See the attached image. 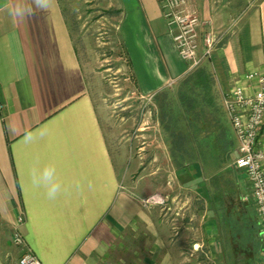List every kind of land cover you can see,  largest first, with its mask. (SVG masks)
<instances>
[{"label": "crops", "instance_id": "0c3cea01", "mask_svg": "<svg viewBox=\"0 0 264 264\" xmlns=\"http://www.w3.org/2000/svg\"><path fill=\"white\" fill-rule=\"evenodd\" d=\"M16 2L0 0V244L8 242L22 215L24 242L42 264H100L117 250L136 257L141 250L136 232L149 221L152 247L158 252L165 242V264H264L262 249L254 261L249 243L243 249L237 242V248L222 246L215 210L204 208L221 187L212 174L181 180L178 192L173 191L176 182L167 179L163 191L159 172L172 167L175 173L176 165L169 162L167 146L160 161L164 143L157 135L138 147L132 165L134 172L150 170L155 181L146 195L156 202L140 201L123 185L125 158L113 156L60 0L24 20L8 13ZM117 2L118 35L135 86L141 96H154L188 73L163 15L164 0ZM185 3L202 22L209 21L201 25L202 32L209 25L221 35L204 61L219 98L246 72L264 75V0ZM38 129L42 139L23 142L25 130ZM49 163L68 188L55 201L29 180L33 166ZM185 165L190 175L202 173L199 165Z\"/></svg>", "mask_w": 264, "mask_h": 264}, {"label": "rangeland", "instance_id": "374dc122", "mask_svg": "<svg viewBox=\"0 0 264 264\" xmlns=\"http://www.w3.org/2000/svg\"><path fill=\"white\" fill-rule=\"evenodd\" d=\"M60 2L64 8V15L80 64L92 95L98 104L113 156L119 155V158H125L123 168L126 171V178L122 181L123 185L128 186L127 189L136 194L140 201L144 198L147 199L152 196L146 194L152 191L151 186L155 180L151 179L150 170L132 171L138 147L142 144L146 147L147 143L151 142V136L157 135L159 142L164 143V146L160 148L159 159L161 161L167 155L166 146L169 151L173 144L170 135L159 123V111L154 96H141L135 86L132 70L118 35L117 26L120 18V13L117 10L118 2L117 0H60ZM178 81L173 84L174 86L166 89L173 93ZM215 98L230 129L234 144L232 156L235 157L237 154L235 134L222 98L217 95ZM178 123L183 125L182 121ZM170 154L172 158L169 155V162L173 160L176 165L174 156L171 152ZM118 157L116 163L119 166ZM120 162L122 163L121 160ZM232 163L231 161L227 164L222 175L216 178L217 184L221 186L218 191L215 190V192L211 189L214 196L218 197H215L214 202H207L204 208L209 212L211 207L215 210V214L213 213L215 227L218 230L222 246L226 250L227 247L228 249L237 248V242L238 249H243L249 243L252 247L251 252L255 255L254 261H256V258L260 257L262 249L261 228L255 207L252 200L249 199V186L245 174L236 170ZM195 165L198 166V162ZM211 168H204L201 174L197 171L190 175L185 168L176 169L175 166V173H173V168L170 167V172H159L158 181L163 183L162 187L165 191L166 180L173 179L176 182L173 191L178 192L180 190L178 182L180 183L181 180L192 181L194 178L198 179L200 175L209 177L212 174ZM227 181L229 182L227 183ZM187 191L190 189L188 188ZM192 194L195 193L192 192ZM136 233V244L141 249L136 257L133 253L117 250L113 252L112 258L109 257L100 264H165L162 260V257L165 256V242H160L158 252L155 250L156 246L152 247L150 222L148 221V226L141 224ZM0 245H3L5 249L0 252V264H14L19 257V249L12 241V233L8 237V242H2ZM152 250L155 251L151 253ZM123 256H126L127 259H124ZM142 256H146L148 259L144 261Z\"/></svg>", "mask_w": 264, "mask_h": 264}, {"label": "built area", "instance_id": "2783aa9c", "mask_svg": "<svg viewBox=\"0 0 264 264\" xmlns=\"http://www.w3.org/2000/svg\"><path fill=\"white\" fill-rule=\"evenodd\" d=\"M164 18L172 34L180 58L187 62V71L210 58L221 35L209 25L201 31L202 22L185 0H164ZM223 105L237 140L234 167L245 174L249 199L255 207L262 234L264 258V75L260 71L246 72L222 96ZM146 203L156 202L155 196ZM22 215L12 229V241L19 249L17 264H42L25 244L19 226Z\"/></svg>", "mask_w": 264, "mask_h": 264}, {"label": "trees", "instance_id": "16d2710c", "mask_svg": "<svg viewBox=\"0 0 264 264\" xmlns=\"http://www.w3.org/2000/svg\"><path fill=\"white\" fill-rule=\"evenodd\" d=\"M215 97L214 77L204 62L183 76L173 93L164 89L154 95L159 123L172 140L176 167L198 162L203 169L212 167L213 179L234 159L230 129Z\"/></svg>", "mask_w": 264, "mask_h": 264}, {"label": "clouds", "instance_id": "9594fccd", "mask_svg": "<svg viewBox=\"0 0 264 264\" xmlns=\"http://www.w3.org/2000/svg\"><path fill=\"white\" fill-rule=\"evenodd\" d=\"M52 4V0H17L15 5L8 8L9 15L18 20H24L37 11H46ZM44 133L38 130H25L22 140L26 144L37 142L43 138ZM29 180L33 187L43 189L46 198L55 201L59 196L68 191L67 186L60 178L55 164L35 165L29 171ZM91 187V182H88ZM82 182H77L76 190H80Z\"/></svg>", "mask_w": 264, "mask_h": 264}]
</instances>
